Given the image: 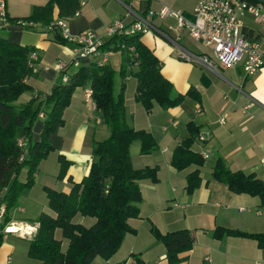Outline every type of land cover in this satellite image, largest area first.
<instances>
[{
    "label": "crops",
    "instance_id": "1",
    "mask_svg": "<svg viewBox=\"0 0 264 264\" xmlns=\"http://www.w3.org/2000/svg\"><path fill=\"white\" fill-rule=\"evenodd\" d=\"M0 1L5 3L6 17L13 19H23L32 14L36 5L48 2ZM180 2L185 0H151L150 7L155 10L165 4L183 9L187 16H191L197 0H186L184 7L180 6ZM125 13L126 7L121 0H86L79 13L68 18L59 17V8H54V18L65 19L73 36L82 31H92L104 41L109 38V24ZM240 18L247 36L264 38V22L248 12L242 13ZM0 28L10 41L35 47L37 58L33 59L34 71L27 82L33 92L40 95V99L44 98L62 80L59 64L71 60L75 42H56L47 28L40 24L27 27L6 18L0 20ZM187 38L192 37L186 31L182 32L181 40L189 46L191 43ZM141 39L159 58L162 74L172 82L177 92L185 94V99L167 109L155 103L152 110L147 111L137 100L132 106L134 113L130 125L151 131L158 141V148L148 154L141 153L139 145L138 153L131 154L133 165L157 166L158 180L140 181L143 195L140 214L129 219L136 232L125 235L110 260L129 261L131 254L138 253L147 264H170L165 244L150 230L153 224L162 232L177 228L191 230L193 247L187 253V258L177 264H264V247L256 239L235 235L218 239L213 233L218 226L264 233L263 198L244 192L236 193L212 175L217 160L221 158L229 169L252 173L264 182V65L254 74H246L241 64L230 68L219 64L215 71H210L200 64L179 59L171 42L155 32H147ZM91 61H104L116 70L115 93H119L124 86V93L125 89L126 93L129 90V96L125 93L126 104L132 105L137 81L128 73L125 77L121 75V51L104 46L97 56L86 58L81 64ZM88 89V84L75 89L70 104L64 109V123L50 137L53 152L63 154L70 162L66 176L60 178L61 187H58L65 192L72 187L70 178L79 181L89 173L92 139L109 134L107 126L94 109L93 100L86 97ZM190 91L192 95L188 94ZM24 96L27 100L31 93H24L21 97ZM190 122L198 126L201 132L191 146L205 159L200 166L201 185L192 193L187 191V175L197 165L179 170L172 164L176 146L190 135ZM43 127L44 117L39 116L33 126L34 140L41 138ZM204 154H208V157ZM209 158L213 160L208 166ZM10 218L7 225L9 230L11 226L16 230L7 233L3 231L4 228L0 230V264H47L29 254L30 240L37 229V223L30 221L34 218ZM75 219L86 225L94 222L92 218L82 215H77ZM67 245L68 240L63 238V248ZM104 262L105 259L98 256L93 264Z\"/></svg>",
    "mask_w": 264,
    "mask_h": 264
},
{
    "label": "trees",
    "instance_id": "2",
    "mask_svg": "<svg viewBox=\"0 0 264 264\" xmlns=\"http://www.w3.org/2000/svg\"><path fill=\"white\" fill-rule=\"evenodd\" d=\"M256 2L258 0H250ZM264 1V0H263ZM145 6L150 7L151 0ZM59 8V17L68 18L81 10L80 0H48L36 5L32 14L23 19L8 18L27 27L40 24L47 28L56 42H66L57 24H50L54 18V8ZM142 34L117 33L109 36L102 44L123 54L121 75L130 69L136 78L135 99L147 111L155 103L165 109L179 105L185 94L174 92L172 82L161 72V62L141 39ZM35 47L14 43L0 28V207L5 211L0 218V230L11 221L9 211L17 203L19 185H31L40 161L54 149L51 134L64 123V109L70 104L78 86L88 84L92 90L91 99L102 122L109 129L106 137L92 139V160L89 173L79 181H73L70 191L46 186L50 212L42 211L37 219V229L30 240L29 254L47 264H93L96 257L105 259L104 264H147L138 253H133L129 261L112 262L110 258L119 249L125 235L136 232L129 223L131 217L140 214L143 200L140 181L158 180L157 166L135 167L132 163L131 146L139 142L140 152L152 153L158 148V141L151 131L136 128L127 122L124 86L115 93V69L109 63L91 61L75 66L71 60L62 68V80L44 98L33 92L27 82L33 69L30 57ZM67 80H63V75ZM31 96L18 102L24 93ZM188 94H193L190 91ZM44 113V127L39 140L33 139L35 120ZM190 135L180 142L173 153L172 164L177 169L197 165L187 175V191L192 193L201 185L200 166L205 163L200 152L191 145L201 134L200 128L190 122ZM23 140V145H20ZM59 178L66 176L70 162L59 154ZM27 168L26 182L20 175ZM212 175L228 185L236 193L260 195L264 200V182L254 174L242 170L229 169L219 158ZM94 217V222L86 225L76 221V216ZM153 234L165 244L170 264H177L187 258L193 247L194 236L188 228H177L162 232L152 224ZM58 232L60 236H58ZM215 237L225 235L248 236L264 247V233L248 232L218 226ZM0 231V238H1ZM68 240L64 249L62 239Z\"/></svg>",
    "mask_w": 264,
    "mask_h": 264
},
{
    "label": "built area",
    "instance_id": "3",
    "mask_svg": "<svg viewBox=\"0 0 264 264\" xmlns=\"http://www.w3.org/2000/svg\"><path fill=\"white\" fill-rule=\"evenodd\" d=\"M147 0H121L126 7L123 17L117 18L107 27V35L117 33L145 34L155 32L167 39L174 46L177 57L183 61L197 63L210 71H215L218 65L227 68L241 64L246 74H254L264 65V38H251L243 31V22L240 15L250 13L257 20L264 22V1L250 0H197L192 15L187 16L183 9L162 5L155 9L146 8L143 4ZM81 5L86 0H80ZM135 4H139L138 7ZM77 12L76 14H78ZM170 17L176 19V24H169L162 28L160 22ZM6 19L5 3L0 1V20ZM24 24V22H23ZM57 24L62 34L75 42L72 64L79 66L82 61L91 56H97L104 43L102 37L92 31H82L72 35L65 19H57L50 26ZM186 31L190 37L199 41L203 46L211 49V53H200L182 42V32ZM35 51L31 52V59L37 58ZM105 60V59H104ZM100 64L104 61H98ZM66 62L61 61L59 70L64 68ZM63 80L67 76L63 75ZM92 90L86 91L87 99L91 98ZM43 117L44 113L41 112ZM223 121V118L221 119ZM203 139V136H200ZM23 145V140H20ZM208 157V154H204ZM4 207H0V218ZM6 226L5 233L11 231Z\"/></svg>",
    "mask_w": 264,
    "mask_h": 264
},
{
    "label": "rangeland",
    "instance_id": "4",
    "mask_svg": "<svg viewBox=\"0 0 264 264\" xmlns=\"http://www.w3.org/2000/svg\"><path fill=\"white\" fill-rule=\"evenodd\" d=\"M185 2H180V6L184 7ZM135 6L138 7L139 4H135ZM143 6L144 7L147 6L146 3H144ZM153 6H154V3H153ZM169 24H176V19L170 17L169 19L165 20V23H161V26L162 28L166 29L167 25ZM186 40H188L191 43L189 47L193 50H196V51L198 50V52L199 51H207L209 53L211 52L210 48L203 47L200 42L194 40L193 38H187ZM127 73L131 77H133L130 69L127 70ZM126 82H129V81L126 80ZM125 88H126V85H125ZM174 92L178 93L176 89ZM125 93H126V89H125ZM126 94L127 96H129V90ZM21 101L22 102L25 101V96L21 97L18 100V102H21ZM135 102H136V99L134 96H132V102H131L132 105H129L128 102L126 104V97H125V106H126V112H127L126 119H127V122H129V124H132V113H134V109L132 106L133 104H135ZM107 130L109 129L107 128ZM138 147H139V142L135 141L131 146V154L138 153L139 151ZM53 150L49 151L48 155L40 161L38 165V170L34 177V182L29 186L28 185L25 186L23 184L19 185V190L17 193L18 194L17 203L10 208V211H9L10 216L14 218L33 217L34 219H37L42 211L50 212V208L48 205V197L46 193L47 191L45 187L49 186L55 189H58V187H61L60 186L61 179L58 177V174L57 176H55L56 171L57 170L59 171V165H58L59 155L58 153L53 152ZM212 160H213L212 158H209V160L207 161L208 166L212 163ZM26 179H27V168H24L20 175V181L24 183L26 182ZM2 206L4 207V211H5V206L4 205ZM88 218H92L93 221L95 219L94 217H91V216H88ZM11 227L13 228V226ZM58 235L60 234L58 233Z\"/></svg>",
    "mask_w": 264,
    "mask_h": 264
},
{
    "label": "bare ground",
    "instance_id": "5",
    "mask_svg": "<svg viewBox=\"0 0 264 264\" xmlns=\"http://www.w3.org/2000/svg\"><path fill=\"white\" fill-rule=\"evenodd\" d=\"M16 226H17V225H16ZM13 229L16 230V228H15L14 226H13V228L11 227V230H13Z\"/></svg>",
    "mask_w": 264,
    "mask_h": 264
}]
</instances>
